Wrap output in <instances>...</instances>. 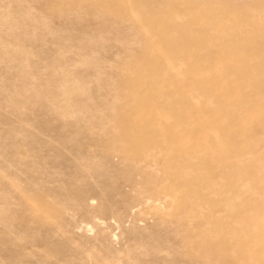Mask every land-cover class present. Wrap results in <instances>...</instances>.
I'll use <instances>...</instances> for the list:
<instances>
[{
	"label": "rangeland",
	"instance_id": "374dc122",
	"mask_svg": "<svg viewBox=\"0 0 264 264\" xmlns=\"http://www.w3.org/2000/svg\"><path fill=\"white\" fill-rule=\"evenodd\" d=\"M0 264H264V0H0Z\"/></svg>",
	"mask_w": 264,
	"mask_h": 264
},
{
	"label": "bare ground",
	"instance_id": "6f19581e",
	"mask_svg": "<svg viewBox=\"0 0 264 264\" xmlns=\"http://www.w3.org/2000/svg\"><path fill=\"white\" fill-rule=\"evenodd\" d=\"M138 256V255H137Z\"/></svg>",
	"mask_w": 264,
	"mask_h": 264
}]
</instances>
